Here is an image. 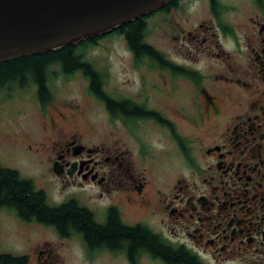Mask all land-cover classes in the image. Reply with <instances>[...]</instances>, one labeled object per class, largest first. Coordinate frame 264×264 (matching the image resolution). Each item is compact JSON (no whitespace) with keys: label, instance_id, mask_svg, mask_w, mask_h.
<instances>
[{"label":"flooded vegetation","instance_id":"obj_1","mask_svg":"<svg viewBox=\"0 0 264 264\" xmlns=\"http://www.w3.org/2000/svg\"><path fill=\"white\" fill-rule=\"evenodd\" d=\"M192 3L202 10L191 9ZM142 18L145 39L149 22L168 21L166 35L179 43L175 53L182 58L139 60L124 36L115 35L133 62L154 69L156 78L147 82L142 75L137 93L113 96L102 77L100 99L85 77L88 96L132 135L144 125L166 135L184 172L169 181L155 177L161 181L155 183L122 140L88 142L73 123L79 106L56 109L48 87V99L36 102L45 137L34 151L45 152L60 192L76 195L47 204L74 202L104 235L114 225L121 232L114 241L96 239L23 220L13 210L21 221L53 230V240L32 245L33 264H104L105 257L112 264H264V0H175ZM166 98L172 105L162 103ZM68 243L81 249L82 263L68 258ZM19 256L30 264L29 255Z\"/></svg>","mask_w":264,"mask_h":264},{"label":"rangeland","instance_id":"obj_2","mask_svg":"<svg viewBox=\"0 0 264 264\" xmlns=\"http://www.w3.org/2000/svg\"><path fill=\"white\" fill-rule=\"evenodd\" d=\"M191 9L201 11L202 7L199 8L198 4L192 3ZM175 19L180 22V15ZM159 22L160 20L148 23V37L145 42L153 46L163 57L180 60L182 53H175V47L179 46V43L172 42L168 32L166 35L165 28L169 30V22ZM131 55L124 40L113 35L103 37L98 40L97 45L87 49L85 59L103 75L104 88L109 94L118 96L137 93L141 89L142 75L147 82L156 78L153 74L154 69L143 64L137 66ZM203 64L201 60L197 68L203 71ZM48 87L56 109L65 112L66 109L79 106L80 112L73 119V123L82 130L88 142L109 146L115 141L121 144L122 140L125 148L132 153L136 167L146 169L155 183L161 182L155 177H165L164 179L169 181L184 172L180 162L172 158L173 148L167 136L159 133L156 128L150 125L133 128L132 135L116 121H109L104 109L89 98L88 81L80 72L64 77L58 67L53 68ZM188 89L185 84L181 86L183 93L188 92ZM37 98L34 86L19 89H10L7 86L0 90V166L16 170L23 179L31 180L37 189H45L48 204L58 206L73 198L76 191L71 189L67 192L70 189H65L64 192L67 193H61L58 183L48 170L45 152L34 151L45 137L43 129L45 119L37 106ZM170 101L166 98L162 103L172 105ZM51 105L46 108L50 109ZM142 152L152 156L144 158L140 156ZM27 225L38 226L36 223L21 221L13 210L0 208V254L29 255L30 264H33L34 242L41 239L53 240L55 236L50 227L29 228ZM79 250L81 249L75 244H67L66 254L73 260L71 262L82 263L83 257ZM102 261L104 264H112L110 257L102 258Z\"/></svg>","mask_w":264,"mask_h":264},{"label":"trees","instance_id":"obj_3","mask_svg":"<svg viewBox=\"0 0 264 264\" xmlns=\"http://www.w3.org/2000/svg\"><path fill=\"white\" fill-rule=\"evenodd\" d=\"M143 19L140 18L123 24L110 33L85 39L76 45L2 62L0 63V90L7 86L10 89L34 86L39 98L48 99L50 96H48V86L52 77V69L58 67L64 77L80 72L90 80L91 91L103 99L105 94L102 92L103 95H101L100 91L103 75L85 59V52L90 47L97 45L98 40L103 37L123 35L128 46L139 60L143 56H159L160 54L144 40L147 23ZM0 207L14 210L23 220L54 225L59 231L67 227L96 239L104 235L101 228L92 225L91 215L84 209L78 208L74 202L52 208L47 204L44 192L37 190L31 180L23 179L16 170L1 166ZM109 232L104 235V238L107 237V239L114 241L116 233H120L121 230L114 225L111 226ZM141 240L147 241L148 238L144 237ZM0 264H27V257L0 254Z\"/></svg>","mask_w":264,"mask_h":264},{"label":"water","instance_id":"obj_4","mask_svg":"<svg viewBox=\"0 0 264 264\" xmlns=\"http://www.w3.org/2000/svg\"><path fill=\"white\" fill-rule=\"evenodd\" d=\"M175 0H0V63L110 33Z\"/></svg>","mask_w":264,"mask_h":264}]
</instances>
